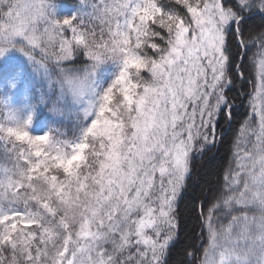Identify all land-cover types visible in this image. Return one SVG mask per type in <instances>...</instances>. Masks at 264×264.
Masks as SVG:
<instances>
[{"label":"snow or ice","instance_id":"1","mask_svg":"<svg viewBox=\"0 0 264 264\" xmlns=\"http://www.w3.org/2000/svg\"><path fill=\"white\" fill-rule=\"evenodd\" d=\"M252 45L235 168L175 264H264V0H0V264H169Z\"/></svg>","mask_w":264,"mask_h":264},{"label":"trees","instance_id":"2","mask_svg":"<svg viewBox=\"0 0 264 264\" xmlns=\"http://www.w3.org/2000/svg\"><path fill=\"white\" fill-rule=\"evenodd\" d=\"M256 23L258 24L259 21L257 20ZM260 51L258 45L250 47L242 68L244 78L235 79L233 90L229 93L235 105L231 123L223 120L220 122L216 128L215 146L195 159L191 165V176L186 180V187L177 202L178 243L177 248L173 250V259L169 261V264H175L176 260L182 259L180 254L184 251L200 246L202 241L197 237L201 235L202 221L197 216L196 201H204L205 195L211 196L223 185V176L229 166L235 168L233 140L238 134L240 125L246 119V113L250 112L247 94L254 92L259 83L257 62L260 59ZM253 125H257V121H253ZM204 206L206 210L207 202ZM253 214L258 215L254 211H249V215ZM202 240L206 246V231Z\"/></svg>","mask_w":264,"mask_h":264},{"label":"rangeland","instance_id":"3","mask_svg":"<svg viewBox=\"0 0 264 264\" xmlns=\"http://www.w3.org/2000/svg\"><path fill=\"white\" fill-rule=\"evenodd\" d=\"M250 85H252V84H250ZM0 164H6L8 167H11V162L10 161L0 160Z\"/></svg>","mask_w":264,"mask_h":264}]
</instances>
